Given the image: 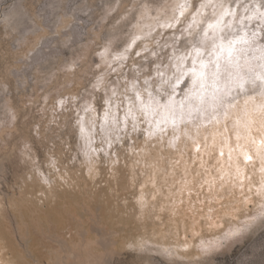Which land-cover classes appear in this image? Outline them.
I'll return each mask as SVG.
<instances>
[{
    "label": "rangeland",
    "instance_id": "374dc122",
    "mask_svg": "<svg viewBox=\"0 0 264 264\" xmlns=\"http://www.w3.org/2000/svg\"><path fill=\"white\" fill-rule=\"evenodd\" d=\"M32 1L26 9L23 0H0V264H264V224L255 195L259 161L255 174L251 164L244 169L250 203L243 202L239 182L235 188L227 182L229 172L235 174L227 165V149L221 165L205 156V167L212 170L194 177L203 169L198 161L192 164L188 151L181 157L166 144L152 148L155 141L145 145L143 133L125 138L123 147L104 145L107 158L91 153L94 171L89 175L81 118L89 131L93 119L103 116L113 88V109L121 103L126 81L138 78L142 87L148 77L154 88L161 86L155 64L161 70L169 64L171 50L163 46L171 30L160 29L157 20L171 15L177 0H77L72 13L64 10L68 24L57 13L70 0ZM201 2L189 0L190 11ZM11 11V24H21L9 34L3 22ZM28 25L37 31L20 36ZM75 25L86 33L77 41L74 35L64 38ZM161 31L165 34L157 37ZM56 35L61 38L45 49L61 53L32 66L33 56ZM136 35L142 39L125 53ZM144 43L149 51L135 56ZM174 71L168 67L166 77ZM100 79L102 86L94 88ZM182 95L178 89L176 100ZM126 107L127 102L121 118ZM158 111L156 119H170L168 110ZM91 147H100L98 134ZM219 167L224 168L223 189ZM247 176H252V193ZM212 180L210 193L204 181Z\"/></svg>",
    "mask_w": 264,
    "mask_h": 264
},
{
    "label": "snow or ice",
    "instance_id": "6c2138e0",
    "mask_svg": "<svg viewBox=\"0 0 264 264\" xmlns=\"http://www.w3.org/2000/svg\"><path fill=\"white\" fill-rule=\"evenodd\" d=\"M171 7V15H165L162 22L160 18L157 20L160 29L171 30V36L163 46L171 50L168 53L169 64L165 70H161L159 63L155 64L161 86L154 88L148 77L143 80L142 87L138 78L126 81L121 103L113 109L111 99L117 96L113 88L112 96L104 101L107 107L103 116L93 119L89 131L85 130L81 118L80 135L87 149L84 155L89 158V175L94 171L91 153H103L107 158L110 155L108 150L114 144L123 147L125 138L132 140L137 133L144 134L145 145L155 141L152 148L159 145L163 149L166 144L181 157L185 150L188 151L192 164L198 161L203 169V172L195 171L194 177H201L212 170L205 167V156L221 165L227 149L228 168H235L234 177L229 172L227 182L233 188L239 182L244 203L251 202L244 192V169L251 164L255 174V161H259L261 177L255 195L261 201L259 215L264 224V0H202L193 11H190L193 6L189 0H177ZM164 34L161 31L157 37ZM157 37L153 39L159 44ZM141 39L139 35L134 36L125 53ZM147 51L148 45L144 43L135 56ZM151 55L156 57L158 54L152 52ZM124 59H127L126 55ZM168 67L175 71L166 77ZM111 71L117 69L113 67ZM102 84L100 79L93 87L100 88ZM178 89L183 94L179 101L176 100ZM125 102L127 107L121 118L119 111ZM160 107L168 110L170 119H156L160 115ZM141 123L147 126L141 128ZM96 134L100 136V147L92 148ZM111 155L116 156V153L111 152ZM113 162L119 163L118 156ZM175 163L178 164L179 160ZM218 171L223 189L224 168L219 167ZM188 174L186 167L185 177ZM247 179V192L252 193V176H247ZM44 182L48 183V180ZM182 182L187 183L186 180ZM204 183L211 193L215 180ZM152 186L156 188L154 180ZM203 186L202 183L201 189ZM140 187L143 192L145 185ZM155 198L153 196V200ZM138 203L143 210V196Z\"/></svg>",
    "mask_w": 264,
    "mask_h": 264
},
{
    "label": "bare ground",
    "instance_id": "6f19581e",
    "mask_svg": "<svg viewBox=\"0 0 264 264\" xmlns=\"http://www.w3.org/2000/svg\"><path fill=\"white\" fill-rule=\"evenodd\" d=\"M77 0H70V3H69V5H67V6H64L63 7V9H62V11H60V12H58L57 13V15L58 16H60V22L62 21V22H64V21H66V24H68L69 22H70V18L69 19H66V17H65V15L63 14L64 13V10H65V8L66 9H68V11H67V14H69V13H72L73 12V10H74V5L77 3L76 2ZM62 2V1H61ZM69 2V1H68ZM46 3V2H45ZM49 4H51V3H49ZM32 5H34V2L32 1V0H23V4H22V6L21 7H24V8H26V9H28L29 7H31ZM45 6V5H44ZM56 6H58V5H56ZM42 8V7H41ZM50 9V8H49ZM53 9V8H52ZM18 10V9H17ZM16 10V12L18 13V12H20V11H17ZM49 11V10H48ZM13 12L14 11H11V12H7V14H5L6 15V19L4 20V22H3V26L4 27H7V26H9L10 27V29H8L7 30V32L9 33V34H11V31L12 30H18V28H19V25L21 24L19 21H17L18 23H13V21H12V23L13 24H11V20L13 19L12 17H13ZM50 12V11H49ZM52 12V11H51ZM15 13V12H14ZM21 13V12H20ZM48 13V12H47ZM31 14L32 15H36V11L35 10H33L32 11V9H31ZM15 15V14H14ZM18 15V14H17ZM46 15V14H45ZM20 16V15H19ZM49 16L50 15H48V18H49ZM45 17V16H44ZM47 17V16H46ZM16 18V17H15ZM47 18V19H48ZM45 19V18H44ZM73 19V18H72ZM46 20V19H45ZM49 20H50V18H49ZM35 21H36V23H37V25L39 26V27H44V24H43V22H42V20L41 19H39V18H37V17H35ZM20 23V24H19ZM47 25H48V22H47ZM90 25V24H89ZM66 26V25H65ZM64 26V27H65ZM77 26H79V24L77 25ZM58 27H60V26H58ZM62 27V26H61ZM74 27H76V25L74 26ZM80 27V26H79ZM52 28H55V26L54 27H52ZM72 29V28H71ZM55 30V29H54ZM59 30V29H58ZM73 30V29H72ZM75 30V31H74ZM74 30H73V32H70V31H65V34L63 35L64 36V38H67V37H69V36H72V35H74V40H78V39H80L81 38V36L83 35V33L85 34L86 32H83V30H82V27L81 28H78V27H76V28H74ZM37 30H32V27L31 26H25L21 31H20V36H22V37H30V35L29 34H31V33H33V32H36ZM84 31H86V29H84ZM59 35V34H58ZM56 37H58L57 35H56ZM56 37H52V38H50V39H47V41H45V46L44 47H42V48H40L39 50H38V52L33 56V58H32V61H31V65L33 66V65H36V64H38V63H40V61H43L44 59H46L47 57H49V56H51V55H54V54H56V53H61V50H59V49H50L49 51H47L45 48H47V47H49V43L51 42V41H54V40H58V39H60L61 37H58V38H56ZM63 38V39H64ZM83 39V38H82ZM38 43H39V40H38ZM30 65V66H31ZM0 178H1V175H0Z\"/></svg>",
    "mask_w": 264,
    "mask_h": 264
}]
</instances>
